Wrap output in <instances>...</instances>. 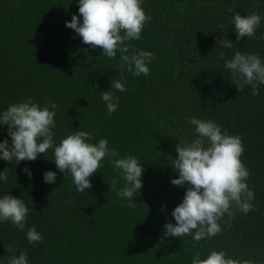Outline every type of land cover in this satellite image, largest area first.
<instances>
[{
    "label": "trees",
    "instance_id": "obj_1",
    "mask_svg": "<svg viewBox=\"0 0 264 264\" xmlns=\"http://www.w3.org/2000/svg\"><path fill=\"white\" fill-rule=\"evenodd\" d=\"M143 7L152 20L141 39L129 41L130 53L145 49L155 59L150 75L136 77L119 69V53L102 55L100 46L83 43L66 26L79 15L77 0H0V110L27 96L41 105L55 101L56 143L81 127L93 134V142L107 138L121 155L144 161V186L134 198L138 204L128 207L116 194L123 181L112 187L116 173L107 161L91 178L92 188L80 193L71 176L64 179L50 161L51 149L47 157L19 165L0 160V172L10 167L0 195L22 197L31 209L27 227L35 225L43 234L34 245L26 238L27 228L22 232L10 221L0 224L5 264L8 245L17 254L27 251L31 264H191L195 252L209 249L264 264V86L259 96L249 88L241 93L220 59L221 52L231 57L237 50L264 56V26L255 38L235 42L230 11L264 14V3L144 0ZM225 34L234 41L231 49L218 47L217 38ZM111 79L126 80L128 91H116L120 106L109 115L101 92L111 89ZM192 115L242 136L247 183L255 193L253 212L226 214L224 231L199 242L164 236V225L175 223L172 211L186 193V185L171 183L178 178L171 161L178 157L179 140L194 137L186 120ZM7 136L8 126L0 125V141ZM25 166L33 170L32 180ZM46 170L58 172L54 184L44 182Z\"/></svg>",
    "mask_w": 264,
    "mask_h": 264
},
{
    "label": "clouds",
    "instance_id": "obj_2",
    "mask_svg": "<svg viewBox=\"0 0 264 264\" xmlns=\"http://www.w3.org/2000/svg\"><path fill=\"white\" fill-rule=\"evenodd\" d=\"M77 2L79 15L73 14L72 19L66 21V26L74 29L83 43L93 48L100 46L102 55L109 58H116L119 53V69L126 68L133 76L151 74L150 65L155 54L145 49L130 53L132 45L129 43L141 39L144 28L152 20L143 7L144 0ZM258 3H264V0H258ZM230 11H234L231 29L236 33L235 42L245 37L255 38L257 30L264 26V14L259 10L247 15ZM220 27L222 29L223 25ZM217 40L218 47L233 48L234 41L227 34ZM220 59L241 93L249 88L252 95L261 94L264 56L258 52L237 50L231 57L221 52ZM116 91H128L126 80L111 79V89L101 92L109 115L120 106ZM57 109L55 101L41 105L34 97L27 96L0 110V125L8 126V136L0 141V160L19 165L22 161H35L41 154L47 157L51 149L53 159L50 161L56 164L59 172L64 173V179L71 176L80 193L92 188L91 178L107 161L116 173L112 178V187L123 181L117 196L125 200L128 207H135L138 203L134 198L144 186V161L135 155H121L118 149L109 146L107 138L93 142V134L81 127L56 143ZM186 120L194 128V137L190 141L179 140L176 145L178 157L172 159L171 164L178 171V178H173L171 183L181 187L186 185L187 188L182 202L172 211L175 223L169 221L164 225V236L181 239L189 236L199 242L224 231L221 222L226 214L234 217L237 212L244 215L253 212L255 193L247 183L250 170L242 160L245 151L242 136L229 133L213 119L192 115ZM9 168L0 172V183H8ZM24 172L29 180L34 178L30 167L25 166ZM57 177L58 172L53 170H46L43 174L47 184H54ZM30 212L22 197L11 192L0 195V224L10 221L22 232L27 228L26 238L35 245L43 240V234L35 225L27 227ZM6 249L7 264H31L27 251L17 254L12 245L6 246ZM0 264H5L3 257H0ZM191 264H254V261L234 258L227 250L209 249L195 252Z\"/></svg>",
    "mask_w": 264,
    "mask_h": 264
}]
</instances>
